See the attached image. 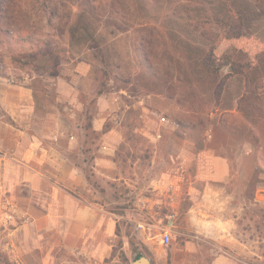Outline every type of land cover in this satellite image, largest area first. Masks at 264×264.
<instances>
[{
  "label": "rangeland",
  "instance_id": "obj_1",
  "mask_svg": "<svg viewBox=\"0 0 264 264\" xmlns=\"http://www.w3.org/2000/svg\"><path fill=\"white\" fill-rule=\"evenodd\" d=\"M82 22L96 39L72 43ZM251 39L264 42V0H0V264L73 258L74 222L43 214L52 184L104 216L99 264H264V77L250 118L231 66L215 82L192 69L205 43L242 66ZM32 135L48 161L17 150ZM212 156L230 178L198 207Z\"/></svg>",
  "mask_w": 264,
  "mask_h": 264
},
{
  "label": "crops",
  "instance_id": "obj_2",
  "mask_svg": "<svg viewBox=\"0 0 264 264\" xmlns=\"http://www.w3.org/2000/svg\"><path fill=\"white\" fill-rule=\"evenodd\" d=\"M21 107L24 113L22 118H25V112L28 116H31L30 114L34 113V103L33 106H27L23 102ZM22 122L26 123L24 119ZM94 129L100 131L96 126H94ZM67 139L69 141V146L64 149L66 154L68 151H72L75 147L76 137L70 135ZM38 142V138L32 135V140H29L28 143L18 141L17 150L22 151L23 156L28 158H33L41 154L43 160L40 162L44 163L43 161H48L44 158L49 157L50 154L48 155V153H50V151L44 147L42 142ZM61 147L62 146L54 145V148L51 149L61 152L63 148ZM15 160L19 164L26 165L18 158ZM9 161L11 162V159H9ZM27 161L30 162V160ZM210 161V164L200 165L198 167V176L196 178L202 181V189L200 191L199 199L200 203L198 204V207H201L202 202L209 197H212V195L219 194L220 196H223L222 192L219 191L220 188L217 187V183L227 182L230 178V167L226 159L212 156ZM10 166L11 165H8L7 169H9ZM34 171L37 176H40L43 179L47 178L42 170L35 169ZM67 172H69L68 178L70 179V185L72 187L74 185H79L76 180L78 179L77 173L79 172V169L76 167H70V171ZM33 187L34 189H37V184ZM50 187L52 189V197H50L51 199L46 203L49 205V208L46 213H43L45 215L44 217L49 221H55L57 215L58 217H64L65 219L68 218L70 221L74 222V231L77 234L76 239H78L76 241H81L80 245L74 244L67 247L68 253L73 255V258L61 264H99L109 253V247L104 244L102 239L104 231L98 227V225H103L104 216L100 214L99 209L95 206L84 203L71 195L64 196L62 192L66 193V191H64L59 185L52 184ZM51 259L52 257L48 258L43 264H53Z\"/></svg>",
  "mask_w": 264,
  "mask_h": 264
},
{
  "label": "trees",
  "instance_id": "obj_3",
  "mask_svg": "<svg viewBox=\"0 0 264 264\" xmlns=\"http://www.w3.org/2000/svg\"><path fill=\"white\" fill-rule=\"evenodd\" d=\"M222 15H215L212 21L219 25H225L228 23V15L226 12L221 13ZM227 16V17H226ZM72 43L78 42L81 45L87 43L88 41H93L96 39V34L90 28H88L83 22L80 23L78 30H74L71 34ZM198 58H196L192 69L199 67V74H207V81H214L220 76L221 71L231 66L232 71L236 75H241L240 77L244 80V85L246 91L239 96V111L248 117L255 115V109H257L256 100H259L258 95L259 91L262 88V84L258 83V79L263 75L264 77V42L251 39L249 41V48L245 54H241V65H235L234 62H231L230 58L226 56L223 59L219 58L216 54V48L214 44L205 43L203 47L198 48ZM143 55L146 58L147 62L154 63V60L151 59L150 54L153 55V51L148 54L144 50ZM149 55V56H148ZM226 59V60H225ZM231 76H229L230 78ZM225 79L228 77L225 76ZM201 79V77H200ZM101 93V92H100ZM255 103V104H253Z\"/></svg>",
  "mask_w": 264,
  "mask_h": 264
},
{
  "label": "built area",
  "instance_id": "obj_4",
  "mask_svg": "<svg viewBox=\"0 0 264 264\" xmlns=\"http://www.w3.org/2000/svg\"><path fill=\"white\" fill-rule=\"evenodd\" d=\"M140 228H144L143 225H139ZM160 241H161V244L163 245H168L171 241V236H170V233H169V229L168 228H164L163 229V232L160 234Z\"/></svg>",
  "mask_w": 264,
  "mask_h": 264
},
{
  "label": "water",
  "instance_id": "obj_5",
  "mask_svg": "<svg viewBox=\"0 0 264 264\" xmlns=\"http://www.w3.org/2000/svg\"><path fill=\"white\" fill-rule=\"evenodd\" d=\"M135 264H150L149 260L146 258H141L135 262Z\"/></svg>",
  "mask_w": 264,
  "mask_h": 264
}]
</instances>
